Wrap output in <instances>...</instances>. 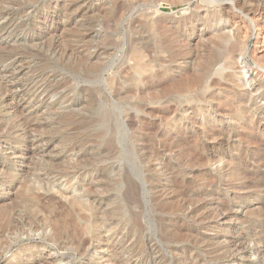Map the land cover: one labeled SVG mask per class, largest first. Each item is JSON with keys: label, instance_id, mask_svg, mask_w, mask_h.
Listing matches in <instances>:
<instances>
[{"label": "rangeland", "instance_id": "obj_1", "mask_svg": "<svg viewBox=\"0 0 264 264\" xmlns=\"http://www.w3.org/2000/svg\"><path fill=\"white\" fill-rule=\"evenodd\" d=\"M0 264H264V0H0Z\"/></svg>", "mask_w": 264, "mask_h": 264}, {"label": "bare ground", "instance_id": "obj_2", "mask_svg": "<svg viewBox=\"0 0 264 264\" xmlns=\"http://www.w3.org/2000/svg\"><path fill=\"white\" fill-rule=\"evenodd\" d=\"M78 2H79V0H78ZM171 3H172V1H171ZM78 5H79V3H78ZM90 5H91V3H90ZM85 8V7H84ZM86 9V8H85ZM70 11V10H69ZM90 11V10H89ZM73 13V12H72ZM71 13V14H72ZM68 17V16H67ZM72 18V17H71ZM73 18H75V17H73ZM81 18V17H80ZM76 19V18H75ZM74 22V21H73ZM69 24V23H68ZM81 26V25H80ZM80 28H82V27H80ZM79 30V29H78ZM87 32V31H86ZM89 32V31H88ZM91 32V31H90ZM93 32V31H92ZM93 34H91V36H92ZM89 36V35H88Z\"/></svg>", "mask_w": 264, "mask_h": 264}]
</instances>
